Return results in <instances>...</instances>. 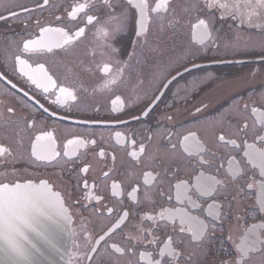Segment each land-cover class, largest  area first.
<instances>
[{
	"label": "flooded vegetation",
	"instance_id": "obj_1",
	"mask_svg": "<svg viewBox=\"0 0 264 264\" xmlns=\"http://www.w3.org/2000/svg\"><path fill=\"white\" fill-rule=\"evenodd\" d=\"M157 1L141 31L139 0H0V184L62 199L67 264H264V16L202 0L219 20L198 16L199 43L195 21L153 32L172 11ZM236 33L258 46L228 47ZM42 35L49 47L24 48Z\"/></svg>",
	"mask_w": 264,
	"mask_h": 264
},
{
	"label": "snow or ice",
	"instance_id": "obj_2",
	"mask_svg": "<svg viewBox=\"0 0 264 264\" xmlns=\"http://www.w3.org/2000/svg\"><path fill=\"white\" fill-rule=\"evenodd\" d=\"M45 2H47V0H45ZM129 2L131 3V0H129ZM258 2L264 3V0H258ZM105 3H108V0H105ZM216 3L217 0H211L209 7H214ZM161 6L162 5L160 4L157 5V7ZM219 6L223 8L226 7V4H220ZM134 7L139 10L141 17L139 21L140 29L141 31H144L146 22L149 19L147 14V2L146 0H139V3L134 5ZM153 11H155V9H153ZM91 21L92 17H89V22ZM199 23L204 25L205 22L201 20ZM53 32L63 33L65 37L64 43H68L72 39V37L68 36V34L63 32L62 29L41 28L42 34ZM83 32L84 29L81 28L77 31L76 35H82ZM100 34L106 36L107 30L101 27ZM137 35H140V32H137ZM30 46L33 48L49 47V45L44 41L43 35L37 40H30L24 43V48L26 50L29 49ZM17 60L22 64L26 63L25 61H21L19 57H17ZM108 70L109 66L105 65L103 71L107 72ZM120 71H122V69ZM50 82L53 86H55L54 81ZM60 92L67 93L69 96H72L71 92L64 88H61ZM72 98L75 99L74 96H72ZM9 111H11V109H9ZM7 151L8 150L6 148L0 146V154ZM35 154L34 150L33 155ZM252 157L253 159L259 160V162L264 165V150L253 153ZM41 183L46 184L45 181H42ZM31 187V182L25 185H21L20 183L12 185L7 183L0 184V241L3 242L2 246H0V251H2L6 256L14 257L16 259V264H20V262H24V264H32L31 258L33 256V252L30 251L28 247H25L22 241H28L26 231L29 229L36 231V224L39 218L47 216L49 208L51 207V202L46 195H33L28 192L27 189ZM199 231L200 228L195 229V232ZM40 234L43 235V233ZM103 238L104 237H101L100 239ZM28 243L31 244L30 241H28ZM53 247H55V245H53ZM31 249L35 250L36 253L40 252L34 244H31ZM93 251H95V249H93ZM153 264H161V261H154Z\"/></svg>",
	"mask_w": 264,
	"mask_h": 264
},
{
	"label": "water",
	"instance_id": "obj_3",
	"mask_svg": "<svg viewBox=\"0 0 264 264\" xmlns=\"http://www.w3.org/2000/svg\"><path fill=\"white\" fill-rule=\"evenodd\" d=\"M162 5L157 7V5ZM167 0H158L154 9L156 11L165 10ZM141 17L138 10V20ZM200 19L193 24L194 40L199 43L205 41L209 36V31L206 22L201 25ZM140 29V24H139ZM141 30V29H140ZM21 185L28 184L29 182H19ZM32 187L27 189L33 195L44 194L49 198L51 207L49 208L48 215L40 217L36 224V231L31 229L26 231L28 241L34 244L40 250L36 253L31 249V244L28 241H22L25 247H28L33 252L32 264H67L68 252L71 240L70 216L62 199L51 189L41 183H31ZM40 233H43L41 235ZM3 242L0 241V246ZM55 245V247H53ZM42 253V254H41ZM0 264H16V259L11 256H6L0 251ZM24 264V262H20Z\"/></svg>",
	"mask_w": 264,
	"mask_h": 264
},
{
	"label": "rangeland",
	"instance_id": "obj_4",
	"mask_svg": "<svg viewBox=\"0 0 264 264\" xmlns=\"http://www.w3.org/2000/svg\"><path fill=\"white\" fill-rule=\"evenodd\" d=\"M210 2L211 0H208L207 6H209ZM220 4H226V7L222 8L219 6ZM207 6L203 3L202 0H173L172 9H171L172 11L164 15L162 14L160 16H155L153 18L152 30L153 32H156L161 29L163 30L173 29L174 27L173 30L178 31L181 34L183 33L184 35L190 30L191 22L196 21V19H198V16H205L211 21L219 20L217 11L222 12L224 17L230 14V17L237 16L238 18L243 12V13H246L245 16H247L246 18L247 20L251 17H255L256 15L264 16V3H259L258 0H231V1L230 0H217L216 5L212 7L215 10H217L214 13L206 12L208 8ZM159 11L164 12L163 10H159ZM175 15H176V18L172 19V16H175ZM124 16H125V11L121 10L116 13V16L114 17V19L120 22ZM241 21L243 20L241 19ZM170 22H172V24H170ZM215 30H217L216 26H215ZM237 34L239 36L238 40H235V37H234L231 40L225 39L224 43H226L228 47L236 46V45L250 47V46L255 45L257 41L256 35L254 36L252 34H244V33H241L239 35V33H236L235 36H237ZM151 36H154V35H151ZM144 45L146 47L155 48V51L157 52L158 51L162 52L163 50L159 41L157 42L153 40V38L152 39L147 38L146 41L144 42ZM256 46H258L257 43H256ZM161 62L163 63L164 60L161 59Z\"/></svg>",
	"mask_w": 264,
	"mask_h": 264
}]
</instances>
